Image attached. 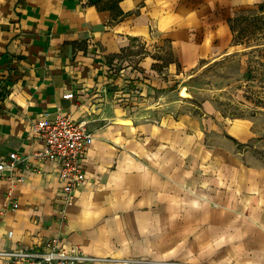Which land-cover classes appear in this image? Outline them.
Instances as JSON below:
<instances>
[{"label": "crops", "instance_id": "obj_1", "mask_svg": "<svg viewBox=\"0 0 264 264\" xmlns=\"http://www.w3.org/2000/svg\"><path fill=\"white\" fill-rule=\"evenodd\" d=\"M263 3L0 0V159L43 149L30 124L47 113L93 133L65 218L55 161L0 177V251L58 234L134 264H264V135L211 100H157L172 77L231 53L245 63L230 20Z\"/></svg>", "mask_w": 264, "mask_h": 264}, {"label": "rangeland", "instance_id": "obj_2", "mask_svg": "<svg viewBox=\"0 0 264 264\" xmlns=\"http://www.w3.org/2000/svg\"><path fill=\"white\" fill-rule=\"evenodd\" d=\"M236 17L237 32L233 40L251 49L244 57L245 63L237 53H231L172 77L168 87L159 89L163 97L157 100L167 103L169 108L173 104L194 108L202 101L211 100L229 119L250 118L253 129L264 135V8H247ZM171 58L168 47L164 61Z\"/></svg>", "mask_w": 264, "mask_h": 264}, {"label": "built area", "instance_id": "obj_3", "mask_svg": "<svg viewBox=\"0 0 264 264\" xmlns=\"http://www.w3.org/2000/svg\"><path fill=\"white\" fill-rule=\"evenodd\" d=\"M63 97L71 98L73 92H65ZM30 132L44 143V148L35 150L30 155H20L18 151L10 152L7 160L0 159V177L4 176L5 171H9V178L14 179L12 177L15 176L16 181H22L24 169H37L33 159L55 161L63 179L61 217L65 218L67 205L74 197L76 189L86 180L83 158L86 144L93 133L86 120H76L63 112H58L53 117L47 113L32 121ZM12 207L17 208L18 202H13ZM0 258L5 264H90L106 260H114L116 264L138 262L131 258L109 259L86 253L80 246L67 243L58 234L46 238L39 248L2 250Z\"/></svg>", "mask_w": 264, "mask_h": 264}, {"label": "trees", "instance_id": "obj_4", "mask_svg": "<svg viewBox=\"0 0 264 264\" xmlns=\"http://www.w3.org/2000/svg\"><path fill=\"white\" fill-rule=\"evenodd\" d=\"M258 8H259V9H263V8H264V3H263V4H260ZM236 18H237V17H234V18H232V19L230 20V26H231V29L234 31V35H236V32H237V30H236L235 27H234V21H235ZM234 37H235V36H234ZM239 42H240V41H239Z\"/></svg>", "mask_w": 264, "mask_h": 264}]
</instances>
